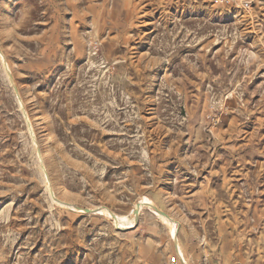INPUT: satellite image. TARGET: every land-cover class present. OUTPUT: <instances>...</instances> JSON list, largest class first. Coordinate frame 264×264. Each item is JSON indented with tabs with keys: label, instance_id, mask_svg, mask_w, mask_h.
<instances>
[{
	"label": "rangeland",
	"instance_id": "1",
	"mask_svg": "<svg viewBox=\"0 0 264 264\" xmlns=\"http://www.w3.org/2000/svg\"><path fill=\"white\" fill-rule=\"evenodd\" d=\"M0 264H264V0H0Z\"/></svg>",
	"mask_w": 264,
	"mask_h": 264
},
{
	"label": "bare ground",
	"instance_id": "2",
	"mask_svg": "<svg viewBox=\"0 0 264 264\" xmlns=\"http://www.w3.org/2000/svg\"><path fill=\"white\" fill-rule=\"evenodd\" d=\"M43 146H44L45 148H48V147H49L47 137H45V138L43 139ZM137 208H138V207H137Z\"/></svg>",
	"mask_w": 264,
	"mask_h": 264
},
{
	"label": "water",
	"instance_id": "3",
	"mask_svg": "<svg viewBox=\"0 0 264 264\" xmlns=\"http://www.w3.org/2000/svg\"><path fill=\"white\" fill-rule=\"evenodd\" d=\"M135 213H136V211H135Z\"/></svg>",
	"mask_w": 264,
	"mask_h": 264
}]
</instances>
